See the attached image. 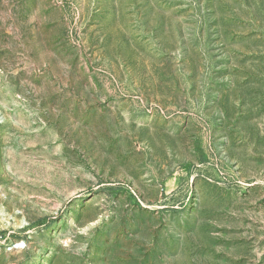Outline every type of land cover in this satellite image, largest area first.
Masks as SVG:
<instances>
[{"label": "rangeland", "instance_id": "obj_1", "mask_svg": "<svg viewBox=\"0 0 264 264\" xmlns=\"http://www.w3.org/2000/svg\"><path fill=\"white\" fill-rule=\"evenodd\" d=\"M0 264H264V0H0Z\"/></svg>", "mask_w": 264, "mask_h": 264}]
</instances>
